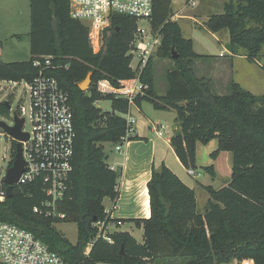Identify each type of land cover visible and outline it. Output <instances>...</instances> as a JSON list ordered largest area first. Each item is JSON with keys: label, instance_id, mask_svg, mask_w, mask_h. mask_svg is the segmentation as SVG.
<instances>
[{"label": "trees", "instance_id": "trees-1", "mask_svg": "<svg viewBox=\"0 0 264 264\" xmlns=\"http://www.w3.org/2000/svg\"><path fill=\"white\" fill-rule=\"evenodd\" d=\"M29 11L30 56L23 61L0 59V80L30 82L37 73L34 59L51 57L49 75L69 93L75 130L72 169L65 195L57 203L64 219L33 211L44 195L40 185L32 183L29 191L15 187L10 197L0 201V221L29 230L69 264H157L160 259L222 264L233 258L264 264V94H254L234 80L225 93L217 94L209 79L197 76L196 61L210 55L195 52L192 39L182 35L173 18L172 0H152L149 26L161 40L154 56L135 68L131 66L135 18L114 15L102 48L93 53L86 25L69 14V0H29ZM203 26L212 33L226 30L233 54L250 62L264 57V0H224L222 12L209 15ZM155 58L172 62L165 73L164 94L154 88ZM89 72L90 83L83 91L79 83ZM135 76L148 88L134 97L133 105L139 108L148 101L154 109L175 111L177 126L169 142L182 166L196 169V143L205 145L216 139L210 155L231 153L230 179L219 189L204 186L208 199L200 213L194 189L161 163L151 169L146 184L149 216L129 219L142 229V241L127 231H114L110 233L112 243L99 237L85 255L86 244L97 234L92 223L110 219L104 198L118 196L119 172L110 168L104 149L105 144L121 142L125 135L121 114L129 111L126 98L100 93L96 85L105 79L116 87L120 80ZM104 99L111 101L110 111L96 107ZM0 113L8 114L4 104H0ZM136 138L129 136L128 140ZM202 168L213 175L212 164ZM60 222L75 223V243L56 229Z\"/></svg>", "mask_w": 264, "mask_h": 264}, {"label": "built area", "instance_id": "built-area-1", "mask_svg": "<svg viewBox=\"0 0 264 264\" xmlns=\"http://www.w3.org/2000/svg\"><path fill=\"white\" fill-rule=\"evenodd\" d=\"M189 1L191 5L195 4L194 0ZM69 14L73 19L86 25L88 43L93 53L99 52L102 48L104 32L110 27L114 15L135 18L137 28L134 33L133 50L137 51V61L135 65H131L134 68L143 65L160 44L161 36L158 33L138 26L139 20L149 21L152 14V0H69ZM33 64L37 68L36 75L30 82L23 81L29 95L30 131L23 129L24 107L13 109L7 101L10 107L7 108L6 115L11 120L10 124L6 123L9 126L14 124L15 115L24 119L22 131L28 133V138L23 141L17 140L0 126V201L7 197V184L4 179L14 161L16 144L20 143L24 166L16 183L13 184L12 192L15 187L25 192L29 191L30 184H39L44 197L39 205L33 207V211L64 219L65 214L57 211V203L63 199L66 192L67 178L72 169L71 158L75 138L69 93L49 75V69L52 67L51 57H36ZM147 88L148 86L137 76L120 80L116 87L105 79L98 81L96 85V90L100 93H112L116 97L126 98L129 108L133 105L134 97L143 94ZM121 116L125 119V135L115 146L117 151L120 150L122 143L128 140L135 124V119L129 111ZM153 128L157 131L156 126ZM187 173L194 172L188 169ZM106 219L107 217L92 223L97 228V234L86 244L83 250L85 255H88L95 239L99 237L112 243L110 228L119 225L120 220ZM0 264L69 263L50 250L29 230L11 222L0 221ZM95 264L119 263L98 261ZM222 264H254V262L250 258L245 260L233 258Z\"/></svg>", "mask_w": 264, "mask_h": 264}, {"label": "rangeland", "instance_id": "rangeland-1", "mask_svg": "<svg viewBox=\"0 0 264 264\" xmlns=\"http://www.w3.org/2000/svg\"><path fill=\"white\" fill-rule=\"evenodd\" d=\"M195 4L191 5L190 1L186 0H172L173 10L178 15L192 16L195 18H179V25L181 27L182 35L185 38H192L193 49L195 52L202 55H210L207 58L197 60L194 65V70L197 76H203L207 78L209 74L213 75L214 81L213 91L226 92V87L229 82L233 79L239 82L243 88H252L256 92H264V57L260 58L258 62H250L244 56H237L232 59L233 67L228 64L230 61V45L227 44L225 47L224 38L227 37V31L223 30L217 34L220 40L216 39V36L212 32L208 31L203 23L213 13L222 12V3L224 0H194ZM139 27H144L147 31L150 29L149 21L142 19L138 21ZM30 29V11H29V0H0V59L4 62L11 61H23L27 60L30 56L29 53V39L27 33ZM228 48L229 50H226ZM264 49V48H263ZM225 54L224 57H219V52ZM264 52V51H263ZM132 61L131 65H135L137 61V51L132 50ZM154 56V54H153ZM222 59L225 61L223 66L216 64L212 59ZM212 65V68L210 66ZM172 62L169 59H154V88L157 94H164L167 82H166V70L171 68ZM233 72V73H232ZM208 79V78H207ZM211 85V84H210ZM222 86V87H221ZM259 93V94H260ZM264 94V93H263ZM5 101L10 102L11 108L16 109L17 107H24L23 116L25 122L23 129L30 131L31 123L29 119V95L24 86V82L20 81L13 83L10 81L0 80V104ZM96 107L102 112L111 110V101L108 99L99 100L95 103ZM151 104L148 101H143L142 112L141 109H136L134 106L131 111L137 120L146 121V115L144 114L147 109H152ZM0 120H4L5 123L10 124L11 120L0 113ZM156 122L165 123V120L158 117L154 119ZM177 126V124H176ZM172 121V127L169 130L174 132L176 128ZM174 128V129H173ZM215 149V148H214ZM214 149H211L212 152ZM108 156V164L113 165L115 170L119 172V167L116 163L121 160V154L115 150V144H105V149ZM7 154V153H6ZM175 154H170L167 158V164L172 168L173 172H177L184 177L186 181L192 180L194 175L187 174L186 170H182L175 162ZM208 158L211 160L207 165H212L216 169V174L212 175L205 169L201 171L203 176V182L211 185L215 189H219L230 179L232 156L229 151H220L216 157H212L210 154ZM197 163V160H196ZM195 169H193L194 171ZM205 190V189H204ZM198 195V211L202 213L204 211V196L208 199V194L197 192ZM206 199V200H207ZM205 201V202H204ZM109 200L106 198L103 201L105 207L108 208ZM131 221V220H129ZM127 224L120 226L118 230L126 228ZM57 230H59L70 242L75 243L77 239L76 225L74 222H60L55 224ZM114 229V228H112ZM142 229H134L133 237L141 242L142 241ZM157 264H182L180 259H160Z\"/></svg>", "mask_w": 264, "mask_h": 264}, {"label": "crops", "instance_id": "crops-1", "mask_svg": "<svg viewBox=\"0 0 264 264\" xmlns=\"http://www.w3.org/2000/svg\"><path fill=\"white\" fill-rule=\"evenodd\" d=\"M173 18L176 19L177 21H179V18H182V19L193 18V20H195V18L192 16L178 15V13L176 12L174 13ZM212 34L216 36L217 40H220L217 37L218 33H212ZM223 40H225V43H226L225 47H226V45L229 44L228 35ZM226 50H229V49L226 48ZM218 56L224 57L225 54L222 53V51H220ZM237 56H243V55H236L230 52L231 59H229L230 61L228 62V64L231 66V69L233 67V63L231 61L233 58ZM212 60L216 64L220 65L221 67L223 66L222 64L225 63V61L222 59L215 58ZM210 68H212V65L210 66ZM207 78L210 81L211 89H212L213 84L215 83L213 82L214 81L213 75L209 74ZM231 79L235 81L234 76H232ZM244 89H247L254 94L260 93V92H256L252 90V88L250 89L244 88ZM226 90H227V87H226ZM216 93L223 94L225 92L221 93L219 91H216ZM263 93L264 92L260 94H263ZM142 103L139 108L135 105L130 106L129 112L134 117V119H135V116L132 113L131 109L134 106L136 109L142 110ZM151 108L152 109H147V111L144 113L147 118L146 121H141V122L139 121V123L135 125L137 123V120L135 119V124L133 126V132L129 136L130 137L136 136L137 138L127 140L126 142L122 143L120 150L118 151L119 154H121V160L116 163V166H118L120 170L119 177L117 179V186H116L117 191H118V196L114 200H110L107 198L110 202L108 208L105 207V205L103 204L105 208V212H107V215L110 217V219L120 220L119 225H115L110 228V231L112 232L127 231L133 236L134 229H137V230L141 229L140 227H136L132 221H129V219L147 218L150 214L149 201L147 203H144V192L146 191L147 199L149 200L146 184L150 178L151 169L152 168L158 169L161 163H164L170 169H172L169 166V164H167L166 161L170 154L172 153L174 154L172 147L170 146V142H169L170 137L172 135V131H170L169 128L170 126L172 127V121H173V124H175L176 126L175 111L174 110H157V109H154L153 107ZM142 112H144V110H142ZM158 117L164 119L166 124L154 121V119H157ZM154 126H156L157 131L153 128ZM216 146H217L216 139L210 140L205 145L199 142L196 143L197 168L193 172H196L197 175L194 176L192 180L186 181L184 177H182L181 174L175 172V174L186 185L194 189L195 195H196L197 207L199 205L198 200H197L198 198L197 192L201 191L202 193H205L204 186H208L206 182L199 180V179H202L203 177L201 175V171L203 170L202 167L208 166L207 164L210 163L211 161L208 158V155L211 153L210 150L216 148ZM174 158L178 166L182 170H186V173H187L188 169L182 166V164L179 162L176 156ZM109 166L110 168L115 169L113 165H109ZM215 174H216V169L213 166V175ZM203 196L205 197L204 200L206 201L207 199L206 195H203ZM105 199L106 198H104V200ZM124 223L127 224L126 228H124L123 230H118V228L124 225Z\"/></svg>", "mask_w": 264, "mask_h": 264}, {"label": "water", "instance_id": "water-1", "mask_svg": "<svg viewBox=\"0 0 264 264\" xmlns=\"http://www.w3.org/2000/svg\"><path fill=\"white\" fill-rule=\"evenodd\" d=\"M177 55L175 52H173V57L175 58ZM90 75L89 72L85 79L79 83V88L81 90H87L89 83H90ZM7 108L10 107V104L5 101L3 103ZM24 119L18 117L17 115L14 116V124L9 126L7 125L3 120H0V126L5 129L9 134H11L15 139L23 141L28 138V133L22 131V125H23ZM24 162L21 156V146L20 143L16 144V152L14 161L12 162L11 167L8 168L6 176H5V183L7 184V197H10L12 195V188L13 184L16 183L20 173L23 171ZM122 251V248H121Z\"/></svg>", "mask_w": 264, "mask_h": 264}, {"label": "bare ground", "instance_id": "bare-ground-1", "mask_svg": "<svg viewBox=\"0 0 264 264\" xmlns=\"http://www.w3.org/2000/svg\"><path fill=\"white\" fill-rule=\"evenodd\" d=\"M145 191V190H144ZM149 200L147 199L146 191L144 192V203H147Z\"/></svg>", "mask_w": 264, "mask_h": 264}]
</instances>
